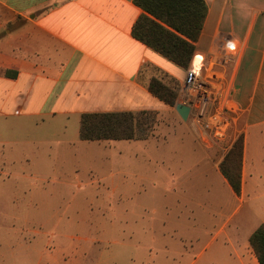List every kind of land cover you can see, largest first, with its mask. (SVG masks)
Segmentation results:
<instances>
[{
    "label": "crops",
    "instance_id": "obj_1",
    "mask_svg": "<svg viewBox=\"0 0 264 264\" xmlns=\"http://www.w3.org/2000/svg\"><path fill=\"white\" fill-rule=\"evenodd\" d=\"M205 3L203 30L194 44L190 65L182 68L133 36V26L143 14L135 0H0V146L14 149L23 145L31 153L36 145L55 143L69 148L66 160L69 150L74 156L82 146L89 158L91 152L123 141L81 140L83 114L156 112L159 121L153 136L126 142L163 146L146 156V161L158 166L151 176L139 178L132 172L144 166L131 164L138 161V155L119 153L113 159L105 158L125 165L121 170L124 177L111 183L112 191L121 195L159 192L167 201L162 208L165 212L155 221L165 226L177 220L194 227L223 210L215 192L217 180L240 204L249 192L259 193L253 198L254 203L258 201V224L248 232L249 242L251 234L264 224V0ZM231 41L236 50L229 54L225 45ZM192 67L213 80L228 100L232 109L230 140L243 137L240 195L221 173V145L208 146L199 140L196 125L189 118L184 121L149 90L150 80L160 74L174 78L180 88ZM166 116L170 123L163 122ZM29 155L24 153L22 161L31 162ZM0 175L5 173L0 171ZM127 175L135 180L129 183ZM22 176L24 180L32 177ZM203 193L215 196L205 202L200 196ZM171 194L177 196L176 202L170 201ZM127 211L121 207L119 214L126 216ZM224 211L219 215H225ZM230 220L228 217L223 225L228 226ZM241 227L238 223L236 234ZM230 241L228 235L222 252H229ZM240 252L241 264H259L249 243Z\"/></svg>",
    "mask_w": 264,
    "mask_h": 264
},
{
    "label": "rangeland",
    "instance_id": "obj_2",
    "mask_svg": "<svg viewBox=\"0 0 264 264\" xmlns=\"http://www.w3.org/2000/svg\"><path fill=\"white\" fill-rule=\"evenodd\" d=\"M178 99L177 94L174 109ZM171 121L167 116L163 120L166 124ZM188 121L195 124L193 118ZM161 127L167 132L164 125ZM202 131L199 129V140L210 146ZM229 132L218 140V157L223 160L231 143L241 137L230 140ZM142 145L115 142L112 148L91 152L89 158L88 150L81 146L77 155L69 150L71 160L65 158L69 148L55 143L36 145L31 153L23 145L14 149L0 146V171L5 173L0 175V264H241L240 251L249 243L248 232L258 224V201L254 203L253 198L259 193L249 192L240 204L241 200L231 197L217 180L215 192L219 204H224L225 215H219L221 210L198 227L184 223L185 219L180 224L170 220V225L163 226L155 219L165 212V196L156 191L114 193L111 183L122 180L125 165L104 161L119 153L133 158L138 155V161L131 164L144 169L132 173L139 178L151 176L158 164L146 161V156L163 146ZM171 150L177 152V147L171 146ZM23 152L26 156L30 153L31 162L22 161ZM23 173L31 179L24 180ZM126 180L130 183L135 177L127 175ZM203 194L205 202L215 196ZM176 197L171 194L170 201L176 202ZM121 207L128 208L126 216L119 214ZM130 210L134 211L132 217ZM228 217V226L223 225ZM238 223L243 228L236 234ZM228 235L231 241L226 253L222 250Z\"/></svg>",
    "mask_w": 264,
    "mask_h": 264
},
{
    "label": "trees",
    "instance_id": "obj_3",
    "mask_svg": "<svg viewBox=\"0 0 264 264\" xmlns=\"http://www.w3.org/2000/svg\"><path fill=\"white\" fill-rule=\"evenodd\" d=\"M143 10L133 26V36L176 65L187 68L193 58L207 16L205 0H135ZM160 74V73H159ZM150 92L173 107L178 82L166 74L153 77ZM156 112L86 113L80 121L83 141H143L151 138L158 124ZM244 140L241 136L220 165L233 191L241 194ZM259 264H264V224L249 238Z\"/></svg>",
    "mask_w": 264,
    "mask_h": 264
},
{
    "label": "built area",
    "instance_id": "obj_4",
    "mask_svg": "<svg viewBox=\"0 0 264 264\" xmlns=\"http://www.w3.org/2000/svg\"><path fill=\"white\" fill-rule=\"evenodd\" d=\"M225 50L231 54L236 50V46L232 41L228 42ZM222 94V89L218 88L213 80L202 77L193 67L187 71L185 81L178 91L179 104L190 107L188 118H193L196 126L201 131L204 130V136L209 138L210 145L221 140L232 125V109Z\"/></svg>",
    "mask_w": 264,
    "mask_h": 264
},
{
    "label": "water",
    "instance_id": "obj_5",
    "mask_svg": "<svg viewBox=\"0 0 264 264\" xmlns=\"http://www.w3.org/2000/svg\"><path fill=\"white\" fill-rule=\"evenodd\" d=\"M175 110L177 111V113L180 115V117L184 120L187 121L189 114L191 112L190 107L182 105V104H178L175 107Z\"/></svg>",
    "mask_w": 264,
    "mask_h": 264
}]
</instances>
